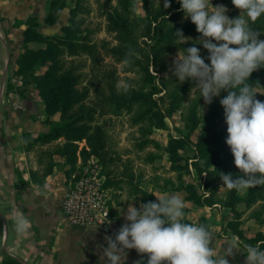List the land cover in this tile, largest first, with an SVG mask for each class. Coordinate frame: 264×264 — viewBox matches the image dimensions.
Listing matches in <instances>:
<instances>
[{
  "label": "rangeland",
  "instance_id": "obj_1",
  "mask_svg": "<svg viewBox=\"0 0 264 264\" xmlns=\"http://www.w3.org/2000/svg\"><path fill=\"white\" fill-rule=\"evenodd\" d=\"M61 1L62 5L60 6L61 8L59 9L57 19L54 22H46L44 20L49 8V0L36 1L38 3L44 2L43 12H45V14L41 12L43 14V16L41 15L42 17L28 15L34 17L35 28L43 34H62V25L69 23L72 16L76 17L79 20V29L81 33L88 36V39L96 44L98 52L102 57V61L99 65L102 68H113L116 89L121 91L129 90L132 87L137 88L145 86L146 84L141 72L137 68L132 67L128 59L123 57L119 58L109 50L111 46L119 43L120 37V32L114 27L115 22L113 16L110 14L113 13V15H116L114 7H117L118 12L121 14L124 13L126 19L133 23V31H130V33L126 32V34L130 36L133 35V39L129 42L130 49L140 54L145 48L146 45L142 42L144 37L140 35L142 29L141 17L146 16L143 1L126 0V2L122 4L119 3V0ZM149 1L153 8L163 2V0ZM211 3L213 6H226L228 9L226 14L229 18H234L240 14V10L232 4L231 0H211ZM40 11L39 9V12ZM185 20L184 13L182 12L175 20L164 19L160 28L161 30H165L170 23L182 22ZM257 31L261 33L259 39L264 40V29ZM186 37H191V39L186 42L188 47L196 46L200 48V55L202 58L208 57L209 53L207 49H204L203 45L199 44L197 41L200 35ZM148 43H152L151 40H149ZM27 46L32 48L44 47L45 42L30 40ZM20 47L21 50L11 61L13 67L12 74L9 75V78H14L16 81L10 80L9 83L14 86L9 88L12 92L16 93L18 97L26 99L29 105L30 103L32 104L30 105L32 106L31 116H35L34 113L38 111L44 114L39 122L45 128L41 125L36 129L24 127L20 134L21 141L19 149L25 153L27 162L26 170L29 172V178L32 183L44 186L46 176L51 173L54 168L60 169L67 174L68 170L76 167L80 162H85L90 155L86 157V138H77L73 134H69L70 132H64L62 129L51 130L53 127H60L63 123V118L60 109L47 111L45 108L43 94L41 93V89L43 88L40 86L47 89V85L45 86L42 77L39 78L37 76L42 74L46 67L38 58L31 61L27 56L25 59L26 65L28 64L29 67L27 72L23 74L15 73L16 69L21 65L17 62V58L18 55L24 51L23 43H21ZM179 51L184 53L185 50L176 49L168 54L167 61L170 64V68L173 66V59L177 56ZM66 54L67 53H64L62 56V61H65L66 66H74L81 78L93 76L95 71L98 72V66L92 63L90 57L86 53L79 52V54L76 55ZM170 68L165 72V75L173 79L171 84L174 88L167 90L163 89L160 93L166 95L168 92L163 104L165 106L167 103H173L175 108L165 116L163 126L152 127L151 131L146 133L143 132L140 129L141 124L134 120V115H136V110H138L137 106H132L131 109L122 107L123 109L119 112H107L104 114L94 112L91 116V120L87 122L90 124L91 128L99 125L103 126L114 149L119 152L123 160H127L132 164L135 172L133 182H139V180L135 181V178L140 179V187H143L145 191H150L153 199L157 198L155 195L169 197V193L176 194L182 191L186 193L182 185L187 181L194 184L197 192H203L201 187L202 177L193 169L187 171L185 162L190 163V157L195 153L194 142L199 140L200 133L208 131L205 138L201 140L202 145L208 148L215 140L212 137V131L215 129L226 131L227 129V124L224 119V110L220 104V99L227 95V91L222 90L219 96L213 98L211 104H206L203 97H200V92L198 90L194 89L192 92V89L195 87L194 82L187 80L188 82H183L186 84L182 86L183 83L177 81V78L173 76ZM153 69L154 67L150 65L149 70L153 72ZM62 73V70H55L52 77L57 79ZM99 73H101V71H99ZM155 74L159 75L158 73ZM84 82L87 83L88 88L90 87L88 81L83 79L81 83L73 87V92L77 94L81 91ZM175 85H178L180 88ZM253 89L257 91L256 99L264 102V84L253 86ZM93 98L94 91L89 90L86 96L82 97V99L80 98L73 104L72 108L77 109L80 106L88 107L92 104ZM209 119H212V122H209ZM89 131H91V129ZM185 134L190 135L192 142H188L180 148L179 152L182 158L177 162H172L165 150L167 140L170 136ZM216 142L218 143V140ZM117 168L116 166V169ZM217 181L219 191L218 197H222L226 187L223 186V181L221 179ZM108 188L111 197V205L120 216H124L123 213H126L129 204L139 208V205L144 203V195L137 192L133 184L122 181L115 186H108ZM245 192L246 191H240L238 193L244 195ZM216 199L213 200L216 201L213 204H200V206H204L207 209L216 207L224 209L226 212L228 211L229 218L224 221L216 236H223L225 234H227V237L233 236V239H236L238 244L243 247L244 244L251 245V243L245 239L246 237L253 236L258 230L264 232V221L259 220L253 214L258 210H262V213H264V207L261 206V204H264V201L257 200L251 205L239 201L236 204L237 212L233 213L228 206L222 205L219 200ZM187 210L188 207L186 206L183 209L186 214L185 222L196 225L205 224L209 230H211L209 226L210 223L206 216H187ZM199 217H204V221L199 222ZM233 218H236L235 220L238 227L243 230L244 236L246 237H238L231 229L228 227L225 228V226H227V221ZM76 229L77 228L73 226L68 227L66 230L67 234H69L68 237H73L78 233L82 234L83 238L87 236V233L77 232L79 229ZM54 231H56V229H54ZM63 240L67 239L63 237ZM80 243L81 242L78 241L77 252L82 250L79 249L81 246ZM140 255L141 254H139V256Z\"/></svg>",
  "mask_w": 264,
  "mask_h": 264
},
{
  "label": "trees",
  "instance_id": "obj_2",
  "mask_svg": "<svg viewBox=\"0 0 264 264\" xmlns=\"http://www.w3.org/2000/svg\"><path fill=\"white\" fill-rule=\"evenodd\" d=\"M145 5L146 16L141 17L142 42L146 45L140 54L133 52L129 47V42L133 39L126 32L133 31V23L126 19L124 13H119L118 8H115L116 15L113 16L115 28L119 30V43L110 47V52H113L119 58H126L131 63L132 67L137 68L144 78L145 86L132 87L127 90H117L115 87V78L113 68H102L99 64L102 57L98 52L96 44L88 39V36L81 33L79 29V20L72 16L69 23L62 25V34L50 35L43 34L35 28L34 17L28 16L24 21L17 20L16 24L24 23L23 30V47L24 51L18 55L17 62L20 63L15 73L23 74L28 70L25 59L28 56L31 61L38 58L45 65V71L40 74L45 87H42L41 93L47 111H55L60 109L63 123L58 128L64 132H70L77 138H86V157L94 154L103 165L105 174L104 185L115 186L119 182L125 181L135 186V190L144 195V203L156 201L153 199L150 191H145L140 187V179L135 178V172L132 164L123 160L118 151L113 147L108 139L107 132L102 125L90 127L87 123L91 120L92 114L107 112H119L122 107L131 109L132 106H137L134 120L141 124L143 132H149L152 127H161L164 125L165 116L172 112L175 108L173 103H167L164 106V101L168 95L160 93L163 89L167 90L174 88L171 84V77L165 75V72L170 68L167 61L168 54L176 49L188 48L186 43L178 44L175 30L180 29L185 36L201 35L196 31V26L191 22L190 18L182 22H173L165 30H161L160 25L164 19L175 20L182 13L178 0H170V7L164 8V0L157 7L153 8L149 0H142ZM126 0H119L122 4ZM61 0H49V8L44 17L46 22H54L57 19ZM125 6V5H124ZM124 8V7H123ZM124 18V19H123ZM253 30L264 29V15H262L254 25H251ZM123 31V32H122ZM159 31V33H158ZM122 32V33H121ZM149 38V39H148ZM147 41H146V40ZM30 40H39L45 42L44 47L32 48L28 47L27 43ZM151 40L152 43H148ZM79 52L86 53L94 65L98 66V72L95 71L93 76L81 78L74 66H66L65 61H62L64 53L66 55H76ZM206 63H210L207 57H204ZM25 64V65H24ZM154 67V71L149 70V66ZM103 69V70H102ZM62 70L63 73L59 78L54 79L53 72ZM101 71V73H99ZM158 73L159 75H156ZM164 73V74H163ZM264 67L254 71L248 83L252 86L264 84ZM88 81L90 87L84 82L81 91L77 94L73 92V87L83 81ZM185 82H188L187 80ZM186 83H183L184 86ZM7 86L12 87L13 84L8 83ZM148 86V87H146ZM178 86V85H175ZM181 86V87H182ZM179 87V86H178ZM180 88V87H179ZM45 90V91H44ZM89 90L94 91V98L90 106H80L73 109V104L80 98L86 96ZM119 109V110H118ZM212 122V119H209ZM91 129V131H89ZM50 132V131H49ZM208 131L200 133L199 140L194 142L195 153L190 157V163L185 162L187 171L195 170L202 177L201 187L203 192H197L192 182H186L182 188L186 191L185 197L196 204H213L219 200L222 205L228 206L233 213H236V204L243 201L247 205L253 204L257 200L264 201V186H257L248 189L244 195H240L236 190L229 191L227 188L218 197V179L222 173H232L233 178L240 175L239 169L234 165V157L229 146L225 143L227 132L223 130L212 131L214 142L208 148L202 145L201 140L205 138ZM45 135V134H43ZM218 140V143L216 142ZM192 142L190 135L170 136L167 140L165 150L172 162H177L182 158L179 149ZM85 150V149H84ZM86 151V150H85ZM85 159V157H84ZM116 166L118 167L116 169ZM76 167L68 170L69 175ZM264 207V204H261ZM113 211L114 208H112ZM116 212V211H115ZM258 210L253 213L259 220L264 221V213ZM236 218L229 219L227 226L238 237L244 236L243 230L238 227ZM204 221V217H199V222ZM205 225V224H204ZM251 245H261L264 248V232L258 230L253 236L245 238ZM141 264H146L147 255H140ZM0 264H27L15 256L8 255L0 260Z\"/></svg>",
  "mask_w": 264,
  "mask_h": 264
},
{
  "label": "clouds",
  "instance_id": "obj_3",
  "mask_svg": "<svg viewBox=\"0 0 264 264\" xmlns=\"http://www.w3.org/2000/svg\"><path fill=\"white\" fill-rule=\"evenodd\" d=\"M178 2L184 18H190L201 34L197 41L207 49L210 63L201 57L200 48L191 46L178 52L170 71L180 83L193 81L192 92L198 90L206 104L227 91L220 99L227 124L225 143L240 175L233 178L232 173H222L223 186L237 192L264 186V102L256 99L257 91L248 83L251 74L264 67V40L251 26L264 15V0H231L240 10L234 18L226 14V6H213L211 0ZM168 7L170 0H164V8ZM175 33L178 44L191 39L180 29ZM155 196L156 201L141 203L139 208L129 204L123 213L127 222L114 236L105 237L107 264H125L130 249L147 254L146 264H230L227 257L241 250L247 254L244 264H264V248L259 244L238 248L233 239L217 254L209 228L185 222L186 205L179 196ZM13 222L19 236L27 235L32 227L23 212H17Z\"/></svg>",
  "mask_w": 264,
  "mask_h": 264
},
{
  "label": "crops",
  "instance_id": "obj_4",
  "mask_svg": "<svg viewBox=\"0 0 264 264\" xmlns=\"http://www.w3.org/2000/svg\"><path fill=\"white\" fill-rule=\"evenodd\" d=\"M36 1L0 0V260L11 255L27 264H107L103 247L107 246L105 237L109 235L96 226H75L65 219L61 202L67 174L54 168L46 176L44 186L33 184L26 170L25 153L19 149L24 127L36 129L43 126L39 120L44 114L38 111L31 116L32 104L7 86L10 80L16 81L9 78L13 67L11 61L21 50L25 27L24 23L16 24L15 21H22L28 15L43 16L44 2ZM184 194L182 191L168 195L179 196L184 201L188 207L187 216H206L215 237L229 218L228 211L216 207L207 209ZM17 212H23L31 222L27 235L19 236L15 232L13 217ZM70 226L79 229L77 232L87 233V236L83 238L78 233L68 237L66 230ZM233 238L227 234L216 236L213 251L221 254L225 244L232 242ZM78 241L81 242L79 249H82L79 252L76 251ZM237 247L243 248L238 241ZM126 251L125 264H137L140 256L136 250ZM246 255L241 250L227 259L230 264H244Z\"/></svg>",
  "mask_w": 264,
  "mask_h": 264
},
{
  "label": "built area",
  "instance_id": "obj_5",
  "mask_svg": "<svg viewBox=\"0 0 264 264\" xmlns=\"http://www.w3.org/2000/svg\"><path fill=\"white\" fill-rule=\"evenodd\" d=\"M104 181L103 165L91 154L66 175L61 207L71 225L96 226L104 234L114 236L126 221L113 211L109 188Z\"/></svg>",
  "mask_w": 264,
  "mask_h": 264
}]
</instances>
